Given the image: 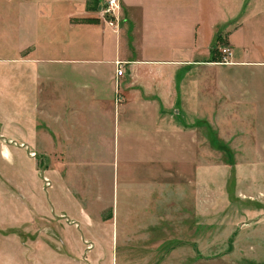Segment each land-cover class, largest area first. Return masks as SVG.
<instances>
[{
	"label": "crops",
	"instance_id": "0c3cea01",
	"mask_svg": "<svg viewBox=\"0 0 264 264\" xmlns=\"http://www.w3.org/2000/svg\"><path fill=\"white\" fill-rule=\"evenodd\" d=\"M87 1L64 0L67 14L52 20L45 46L37 40L47 37L37 22L43 0H20L36 12L32 34L21 35L18 58L0 59L10 66L3 92L10 108L19 107L10 119L17 118L20 146L49 143L57 165L64 158L47 196L52 207L24 205L17 221L4 224L34 233L13 235L19 248L0 255V264L197 263L202 123L216 133L212 144L264 149V0H122L118 30L98 22ZM9 5L0 0L2 23ZM220 44L232 52L227 63L219 61ZM83 144L93 146L92 157L114 159L112 179L84 185L86 197L76 184L67 187L73 159L62 153Z\"/></svg>",
	"mask_w": 264,
	"mask_h": 264
},
{
	"label": "rangeland",
	"instance_id": "374dc122",
	"mask_svg": "<svg viewBox=\"0 0 264 264\" xmlns=\"http://www.w3.org/2000/svg\"><path fill=\"white\" fill-rule=\"evenodd\" d=\"M108 1L99 0L98 7L94 9L95 17L98 22L118 30L125 21L122 0H116L114 11L108 10ZM43 2L42 19H38L37 13V22L39 31L46 33L47 37L37 40L49 46L48 43L52 42V39L46 30L52 20L61 21V18L67 14L68 3H64V0H43ZM1 11L4 10L0 9ZM8 11L10 14H6L2 19L7 21L8 16L9 22H0V44L5 43L9 51L0 50V59L4 56L10 58L20 56L14 48L19 47L21 35L26 33L31 36L32 32L27 26L30 25V21L33 24L36 16V12L30 7L24 11L20 0H11ZM53 41L68 43L61 38ZM226 47L220 44L217 48L221 52L218 57L222 63H227L224 60L225 52L222 50ZM9 67V63L0 60V255L8 249L12 252L18 250L19 246L15 240L17 238L13 235L18 236L21 233L22 237L28 238L34 233V231L4 229V224L10 220L17 221L24 205L52 207L47 197L51 190L52 176L64 174L60 166L64 158L59 157L57 165L56 156L49 149V143L44 144L41 149H35L36 144H29L31 147L24 144L20 146L23 138L19 136L20 127L17 118L10 119L11 115L18 113L19 107L18 110L17 107L14 108L15 105L10 108L11 105L6 102L9 97L3 92L8 83L7 79H10L7 76ZM16 80L18 81V76L17 79L10 80V85L13 87L12 93H16L17 90L19 94ZM28 92L27 89V94ZM210 126L208 121L204 120L202 123L206 147L204 148L203 238L198 249L203 257L197 260V263L188 261L186 264H264V149H230L227 148L230 144L221 139L212 144L211 136H215L216 133H210ZM11 140L13 142H10ZM81 147L85 148L71 147L62 150L67 160L73 159L71 168H68L70 172L64 180L67 182V187L75 184L79 186L82 196L86 197L88 189H84V185L98 187L99 176L112 179L114 159L105 161L96 156L92 157L97 154L90 148L93 147L92 145L83 144ZM212 169L216 171L212 172ZM222 169H228V176L222 178ZM111 184L109 181L110 187L105 189L109 193L112 190ZM101 200H104V197L98 198L96 202L102 204ZM76 204L81 206L82 202L79 203L77 200ZM82 205L87 207L88 203ZM46 216L43 214L44 223L49 222ZM47 233L49 235L47 238L52 240L51 233ZM10 234L12 237L9 238ZM187 238H190V231H187Z\"/></svg>",
	"mask_w": 264,
	"mask_h": 264
},
{
	"label": "built area",
	"instance_id": "2783aa9c",
	"mask_svg": "<svg viewBox=\"0 0 264 264\" xmlns=\"http://www.w3.org/2000/svg\"><path fill=\"white\" fill-rule=\"evenodd\" d=\"M115 4H116V0H109L108 1V5H109V9L108 10L109 11H114L115 10ZM222 50L225 52L224 60L228 61L229 57L232 55V52H231L230 48L226 47V48H223ZM122 73H123V69L119 68L118 69V74L122 75ZM33 155H35V153Z\"/></svg>",
	"mask_w": 264,
	"mask_h": 264
},
{
	"label": "trees",
	"instance_id": "16d2710c",
	"mask_svg": "<svg viewBox=\"0 0 264 264\" xmlns=\"http://www.w3.org/2000/svg\"><path fill=\"white\" fill-rule=\"evenodd\" d=\"M99 5V0H88L87 1V7L88 9H96Z\"/></svg>",
	"mask_w": 264,
	"mask_h": 264
}]
</instances>
